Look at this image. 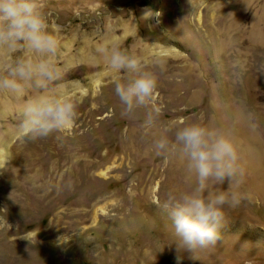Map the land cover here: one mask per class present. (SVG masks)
I'll list each match as a JSON object with an SVG mask.
<instances>
[{
	"label": "rangeland",
	"instance_id": "rangeland-1",
	"mask_svg": "<svg viewBox=\"0 0 264 264\" xmlns=\"http://www.w3.org/2000/svg\"><path fill=\"white\" fill-rule=\"evenodd\" d=\"M42 3L63 73L43 94L84 99L71 129L22 141L18 112L37 93L0 92V264H264V0ZM113 45L157 78L152 133L147 109L123 114L113 81L125 74L97 51ZM192 122L226 133L244 169L241 183L209 191L247 198L224 209L214 246L189 253L156 202L195 183L183 161L155 155L152 138Z\"/></svg>",
	"mask_w": 264,
	"mask_h": 264
},
{
	"label": "clouds",
	"instance_id": "clouds-1",
	"mask_svg": "<svg viewBox=\"0 0 264 264\" xmlns=\"http://www.w3.org/2000/svg\"><path fill=\"white\" fill-rule=\"evenodd\" d=\"M151 15V11L145 13L146 18ZM160 15L155 13L156 17ZM59 47L57 37L48 30L42 0H0V55L16 57L12 62H0V92L20 95L31 86L37 93L18 112L22 141L69 130L78 119L83 94L78 99L62 91L43 94L63 79L62 70L52 59L59 54ZM25 50L34 58L17 55ZM97 51L105 56L114 72L125 74L122 80L113 81L123 114L147 109L142 127L146 134L152 133L161 115V109L152 105L156 76L144 70L141 60L117 45L110 50L101 46ZM152 148L156 156L183 161L189 179L195 183L192 192L169 193L162 203L156 202L171 219L180 247L192 253L214 246L221 238L224 209L235 208L247 198L236 191H209L210 182L213 186L225 180L230 186L234 180L242 182L244 169L239 164L235 143L218 128L192 122L160 129L152 138ZM68 239L60 238V242L66 243Z\"/></svg>",
	"mask_w": 264,
	"mask_h": 264
}]
</instances>
